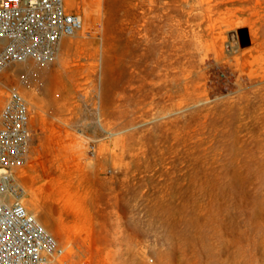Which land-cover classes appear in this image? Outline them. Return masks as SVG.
<instances>
[{
	"label": "rangeland",
	"instance_id": "1",
	"mask_svg": "<svg viewBox=\"0 0 264 264\" xmlns=\"http://www.w3.org/2000/svg\"><path fill=\"white\" fill-rule=\"evenodd\" d=\"M78 1L69 56L0 75L55 263L264 264V0Z\"/></svg>",
	"mask_w": 264,
	"mask_h": 264
},
{
	"label": "built area",
	"instance_id": "2",
	"mask_svg": "<svg viewBox=\"0 0 264 264\" xmlns=\"http://www.w3.org/2000/svg\"><path fill=\"white\" fill-rule=\"evenodd\" d=\"M83 27V16L67 0H0V75L21 64L51 66L63 42ZM29 79L33 91L44 86L40 74ZM6 89L0 110V264H52L65 249L23 203L30 104L19 82Z\"/></svg>",
	"mask_w": 264,
	"mask_h": 264
},
{
	"label": "bare ground",
	"instance_id": "3",
	"mask_svg": "<svg viewBox=\"0 0 264 264\" xmlns=\"http://www.w3.org/2000/svg\"><path fill=\"white\" fill-rule=\"evenodd\" d=\"M186 2L187 3H189V7L192 9V10H194V9H196V8H198L199 6H202V7H204V4H205V2H207L206 0H194V4H191L190 3V1L189 0H186ZM210 2V1H209ZM208 3V2H207ZM67 4H68V6L70 7V8H74V7H76L78 4H79V1L78 0H67ZM217 7H218V5H216ZM208 11H212V6H210L209 5V7H207L206 8ZM239 11H241V10H236V12H239ZM234 12V10L233 9H227L226 10V12H224V14L225 15H227L228 13H233ZM192 14V13H191ZM189 17H191L192 18V16L191 15H189ZM231 17V16H230ZM229 17V18H230ZM234 21V20H233ZM232 24V23H231ZM233 24H235V23H233ZM231 26V25H230ZM216 27V26H215ZM210 30H212L213 31V26L211 25L210 26ZM215 29V28H214ZM214 32V31H213ZM216 33V32H215ZM225 33V32H224ZM227 33V32H226ZM195 36V35H194ZM215 36H217V35H215ZM196 37V36H195ZM217 38V37H216ZM214 39V38H213ZM215 40V39H214ZM62 49H64L65 51V55H67V56H69L70 55V52H71V45L69 44V43H67L66 41H64L63 42V44H62V48H61V51H62ZM210 49V48H209ZM208 51V50H207ZM221 52V51H220ZM223 52V51H222ZM61 53V52H60ZM219 54V53H218ZM207 56V55H206ZM224 56V55H223ZM207 59V58H206ZM30 64H36V63H28V64H21L22 66L21 67H18L17 69H15V72H14V74L15 75H17V76H19V75H22V74H24V73H26L27 72V67H28V65H30ZM39 65V64H38ZM5 73V72H4ZM34 73H37L38 74V72L36 71V72H34ZM3 74V73H2ZM30 80V79H29ZM22 83H23V85H25V87L26 86H28V84H29V81L28 80H22ZM30 83H31V81H30ZM5 87V86H4ZM26 97V96H25ZM27 98V97H26ZM28 100V99H27ZM3 102V95H2V93L0 94V105H1V103ZM28 102H29V104H31L30 103V101L28 100ZM30 123L32 124V122H31V117H30ZM26 193H27V191H25V196H24V198H23V203L26 205V207L29 209V206L31 207V209H30V211L41 221V223L48 229V228H50V222H49V220L47 219L48 217L45 215V214H43V213H41L40 212V210H39V207H38V203H37V201H36V199L35 198H29V199H27L26 198ZM40 205V204H39ZM49 230V229H48ZM55 261H56V259L55 260H53V263L52 264H56L55 263Z\"/></svg>",
	"mask_w": 264,
	"mask_h": 264
}]
</instances>
